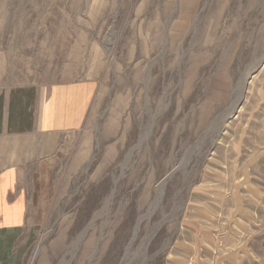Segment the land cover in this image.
Listing matches in <instances>:
<instances>
[{
  "label": "rangeland",
  "instance_id": "obj_1",
  "mask_svg": "<svg viewBox=\"0 0 264 264\" xmlns=\"http://www.w3.org/2000/svg\"><path fill=\"white\" fill-rule=\"evenodd\" d=\"M86 79L0 264H197L238 219L264 264V0L0 5V88Z\"/></svg>",
  "mask_w": 264,
  "mask_h": 264
},
{
  "label": "crops",
  "instance_id": "obj_2",
  "mask_svg": "<svg viewBox=\"0 0 264 264\" xmlns=\"http://www.w3.org/2000/svg\"><path fill=\"white\" fill-rule=\"evenodd\" d=\"M7 1L0 0V5ZM96 92L97 83L90 79L0 88V232L17 234L27 225L25 175H42L47 164L57 162L62 135L83 128ZM251 225L252 221L231 220L225 232L226 252H219L215 239L208 256L200 247L197 264H244L253 258L249 244L257 235L249 237Z\"/></svg>",
  "mask_w": 264,
  "mask_h": 264
}]
</instances>
